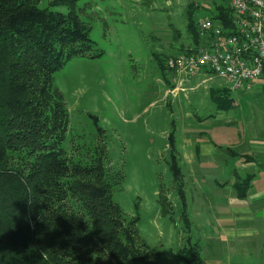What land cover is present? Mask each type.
<instances>
[{
	"label": "trees",
	"instance_id": "obj_1",
	"mask_svg": "<svg viewBox=\"0 0 264 264\" xmlns=\"http://www.w3.org/2000/svg\"><path fill=\"white\" fill-rule=\"evenodd\" d=\"M39 1L0 0V264H152L137 217L128 219L112 198L105 148L94 147L82 159L63 146L68 109L53 75L72 56L90 54L89 28L75 12L76 0H52L46 7ZM214 2L204 16L231 26V8L225 0ZM58 6H66V13ZM197 7L188 4L192 45L182 51L201 44ZM155 57L165 77L163 60ZM209 94L217 109L232 106L226 87H211ZM168 140L185 225L178 254L182 264H205L189 234L174 132ZM251 179L234 183L238 198L246 196ZM159 203L164 213L168 200L160 196Z\"/></svg>",
	"mask_w": 264,
	"mask_h": 264
},
{
	"label": "rangeland",
	"instance_id": "obj_2",
	"mask_svg": "<svg viewBox=\"0 0 264 264\" xmlns=\"http://www.w3.org/2000/svg\"><path fill=\"white\" fill-rule=\"evenodd\" d=\"M51 1L40 0L39 6H49ZM189 3L198 5L196 14L203 17L215 2L76 0L75 12L89 28L91 55L72 56L53 75V86L68 109L65 150L84 159L94 147L105 148L115 182L112 198L128 219L137 217V233L153 254L152 264H182L178 250L184 244L185 225L168 166V136L174 132L183 175L193 165L180 154L187 159L199 150L184 136L187 123L183 121L196 115L211 120L215 105L208 90L223 82L218 77L203 81V76H195L179 87L168 74L166 58L192 45L186 30ZM155 56L163 60L165 77ZM190 133L196 135V128ZM188 187L184 182L189 234L206 261L208 252L201 242L205 245L202 237L207 232L204 225L193 222ZM187 190L197 200V191L192 186ZM160 196L169 203L164 213Z\"/></svg>",
	"mask_w": 264,
	"mask_h": 264
},
{
	"label": "crops",
	"instance_id": "obj_3",
	"mask_svg": "<svg viewBox=\"0 0 264 264\" xmlns=\"http://www.w3.org/2000/svg\"><path fill=\"white\" fill-rule=\"evenodd\" d=\"M222 80L211 87H226L232 106H215L211 120L196 115L183 121L184 136L199 149L187 159L180 154L193 165L183 172L185 184L198 197L195 200L186 188L193 199L188 205L193 222L207 232L202 237L205 245L201 242L208 252L205 264H264V86L231 90ZM193 128L196 135L190 133ZM247 175L252 179L246 196L238 198L234 183Z\"/></svg>",
	"mask_w": 264,
	"mask_h": 264
},
{
	"label": "built area",
	"instance_id": "obj_4",
	"mask_svg": "<svg viewBox=\"0 0 264 264\" xmlns=\"http://www.w3.org/2000/svg\"><path fill=\"white\" fill-rule=\"evenodd\" d=\"M225 1L232 11L231 26L199 17L201 44L166 58L168 74L179 87L195 76L203 81L218 76L231 90L264 86V0Z\"/></svg>",
	"mask_w": 264,
	"mask_h": 264
},
{
	"label": "clouds",
	"instance_id": "obj_5",
	"mask_svg": "<svg viewBox=\"0 0 264 264\" xmlns=\"http://www.w3.org/2000/svg\"><path fill=\"white\" fill-rule=\"evenodd\" d=\"M57 11H64L66 13L67 10L66 9H62V8H58ZM29 203H31V201Z\"/></svg>",
	"mask_w": 264,
	"mask_h": 264
}]
</instances>
